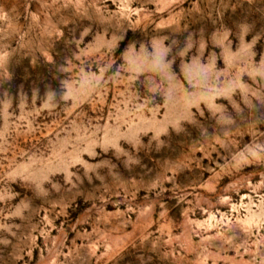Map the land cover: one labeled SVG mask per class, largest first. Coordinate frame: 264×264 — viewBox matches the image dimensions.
Returning a JSON list of instances; mask_svg holds the SVG:
<instances>
[{
    "label": "rangeland",
    "instance_id": "374dc122",
    "mask_svg": "<svg viewBox=\"0 0 264 264\" xmlns=\"http://www.w3.org/2000/svg\"><path fill=\"white\" fill-rule=\"evenodd\" d=\"M0 264H264V0H0Z\"/></svg>",
    "mask_w": 264,
    "mask_h": 264
}]
</instances>
